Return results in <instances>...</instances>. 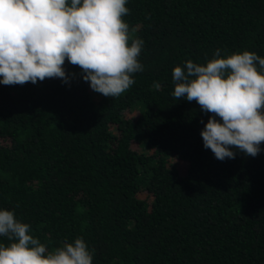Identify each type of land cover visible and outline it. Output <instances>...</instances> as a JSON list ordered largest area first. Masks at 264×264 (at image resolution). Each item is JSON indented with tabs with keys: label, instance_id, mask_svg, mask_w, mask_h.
<instances>
[{
	"label": "trees",
	"instance_id": "obj_1",
	"mask_svg": "<svg viewBox=\"0 0 264 264\" xmlns=\"http://www.w3.org/2000/svg\"><path fill=\"white\" fill-rule=\"evenodd\" d=\"M126 6L143 71L122 95L93 91L67 60L69 83L0 84V209L49 250L82 237L93 264H264V142L216 159L201 136L211 114L172 95L188 60L264 57V0Z\"/></svg>",
	"mask_w": 264,
	"mask_h": 264
},
{
	"label": "clouds",
	"instance_id": "obj_2",
	"mask_svg": "<svg viewBox=\"0 0 264 264\" xmlns=\"http://www.w3.org/2000/svg\"><path fill=\"white\" fill-rule=\"evenodd\" d=\"M128 0H0V84H33L59 78L69 83L67 60L90 88L118 97L143 71L144 41L124 17ZM176 100L196 101L210 113L201 130L215 158L234 159L237 149L255 157L264 142V57L253 51L226 57L217 49L205 64L192 60L172 70ZM159 87V85H156ZM217 117L219 119H217ZM0 264H93L82 237L52 250L30 234L13 210L0 209Z\"/></svg>",
	"mask_w": 264,
	"mask_h": 264
},
{
	"label": "rangeland",
	"instance_id": "obj_3",
	"mask_svg": "<svg viewBox=\"0 0 264 264\" xmlns=\"http://www.w3.org/2000/svg\"><path fill=\"white\" fill-rule=\"evenodd\" d=\"M132 114L135 115L136 113H135V114H134V113H131V115H132ZM133 147H136V145L133 144ZM185 167H186V165H185L184 163H179V164H178V168H179V171H180L181 173L184 172ZM140 196H141V197H144V194L141 193Z\"/></svg>",
	"mask_w": 264,
	"mask_h": 264
}]
</instances>
